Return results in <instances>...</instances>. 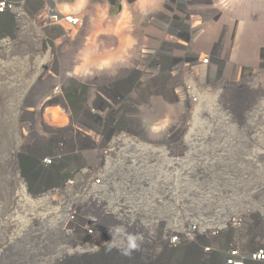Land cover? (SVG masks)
<instances>
[{"label": "built area", "instance_id": "1", "mask_svg": "<svg viewBox=\"0 0 264 264\" xmlns=\"http://www.w3.org/2000/svg\"><path fill=\"white\" fill-rule=\"evenodd\" d=\"M97 1L122 13L138 0ZM206 3L165 0L144 23L155 26L166 18L175 23L182 11ZM90 8V0H0V17L11 19L17 30L33 24L48 38L75 42L87 39L75 34L88 28ZM212 58L204 55L202 64ZM177 92L184 106L197 102L190 87ZM79 113L43 137L45 154L37 164L51 175L41 182L45 185L31 195L22 180L17 208L3 224L0 256L8 264H152L182 247L195 248L210 264H264L263 184L248 188L253 197L241 203L239 195L250 184L233 177L237 169L223 174L211 163L204 168L201 155L185 162L180 151L169 162L162 154L166 149L158 153L149 146L148 134L120 131V120L102 119L96 107ZM219 182L230 190L219 192ZM177 188H185L181 193L187 196L175 194ZM168 202L187 220L170 217L176 212L166 211Z\"/></svg>", "mask_w": 264, "mask_h": 264}, {"label": "rangeland", "instance_id": "2", "mask_svg": "<svg viewBox=\"0 0 264 264\" xmlns=\"http://www.w3.org/2000/svg\"><path fill=\"white\" fill-rule=\"evenodd\" d=\"M207 1L211 3L208 19L218 28L210 53L225 67L233 61L236 70L231 74H217L189 70L190 66L177 76L179 79L175 78L174 92H155V96H167L171 103L154 97L153 104H157L162 114L153 123L130 113L135 105L126 94L117 102L128 114L120 112L114 118H125L119 123L120 131L148 134L152 141L149 146L158 153L166 149L162 154H167L169 162L180 151L179 158H185V162H193L196 155H201L202 167L211 163L223 174L230 168L241 172V168L254 169L256 165L254 170L261 173L264 187V0ZM99 3L90 0L88 28L84 33L75 34H86L89 38L75 42L65 37L58 40L54 35L48 38L33 24L23 31L17 30L11 19L0 17V244L5 223L2 218L13 204L17 183L19 186L25 180L32 195L45 185L41 184L43 180L51 177L45 176L37 164L38 158L45 154L40 150L43 137L65 128L72 114L76 119L80 116L77 114L83 110L81 100L86 95V87L96 89L99 83L98 51L112 52L117 46L113 40L115 27L107 21L110 16V24L114 25L124 14L107 12L110 7L106 3H101L98 9L95 5ZM179 16L183 17L182 13ZM241 26L242 35L237 40ZM103 34L107 36L102 41ZM247 58L255 62L247 66ZM180 86L190 87L197 102L184 106L176 94ZM143 96L145 106L150 100L146 99L147 95ZM70 100L75 103L70 104ZM183 167H187L186 163ZM179 169L175 167V172ZM248 188L244 186L239 202L253 197L250 196L253 190ZM184 189L177 188L175 194L180 191V197H186V193H181ZM167 206L169 214L176 212V216L169 215L175 221L187 220L175 210V203L168 202ZM0 258V264H8L9 259L3 253ZM158 259L152 264H210L191 247L169 250L166 257L160 255Z\"/></svg>", "mask_w": 264, "mask_h": 264}, {"label": "crops", "instance_id": "3", "mask_svg": "<svg viewBox=\"0 0 264 264\" xmlns=\"http://www.w3.org/2000/svg\"><path fill=\"white\" fill-rule=\"evenodd\" d=\"M164 2L165 0H138L134 9L124 10L123 17L120 22L114 24L115 26L110 24L112 18L109 16L107 24L115 27L113 40L117 46L112 52L98 51L96 77L99 83L96 89L86 87V95L81 100L83 110L88 111L96 107L100 117L107 118L110 111L119 113L118 110L123 106L117 100H121L126 94L129 96L127 99L135 105V109L130 113L141 115L147 123H153V119L162 114L157 104H153L154 97H161L171 103L167 96H155V92H174L175 78H178L184 69L188 70L190 64L192 68L189 70L199 72L231 74L236 70L233 61L230 66L225 67L223 62L215 57L210 65L202 64V57L210 54L211 44L218 33L217 24L208 19L210 2L182 11L183 17L177 18L175 23L166 18L155 26L145 24L148 17L162 10ZM102 5L99 3L95 7L99 9ZM107 12L116 13L109 9ZM135 13L138 15H134ZM95 17L100 19L98 15ZM105 35H102V41ZM232 41L234 42V38ZM245 61L248 66L249 62L254 63L255 59L250 61L247 58ZM160 76L163 79H158ZM138 89L140 91H137ZM143 95H147L146 99L150 100L145 106L142 102ZM126 112L124 114H128ZM146 117L149 120H146Z\"/></svg>", "mask_w": 264, "mask_h": 264}, {"label": "flooded vegetation", "instance_id": "4", "mask_svg": "<svg viewBox=\"0 0 264 264\" xmlns=\"http://www.w3.org/2000/svg\"><path fill=\"white\" fill-rule=\"evenodd\" d=\"M69 102H70V104L75 103V101H71V100ZM70 106L73 107L74 105H70ZM123 107L120 108V110H118L119 113L122 112L124 114V112H126L125 107L124 108ZM86 112H88V111H86ZM119 113L118 112L110 111L109 114H108V118H110V119H116L117 117L114 118V116L118 115ZM119 120H121L120 121V123H121V122H123L125 120V118H122V119L119 118ZM253 166H254L253 168L255 169L256 165H253ZM249 169H250V167L245 168V169L244 168H241V170H242L241 172H239V171L236 170V171H233L232 172L233 173L232 175H233V177L234 176L235 177H247L246 180H248L249 184H259V183H262L263 177H262L261 173H256V171L254 169H250V170Z\"/></svg>", "mask_w": 264, "mask_h": 264}, {"label": "bare ground", "instance_id": "5", "mask_svg": "<svg viewBox=\"0 0 264 264\" xmlns=\"http://www.w3.org/2000/svg\"><path fill=\"white\" fill-rule=\"evenodd\" d=\"M244 25V24H243ZM242 28H243V26H241L240 27V32H237V40H239L240 38L239 37H241V33H242ZM245 30V29H244ZM247 30V29H246ZM244 36V35H243ZM247 41V40H246ZM246 41L244 42V43H246ZM247 42H249V41H247ZM253 42H254V40H253ZM258 42V41H257ZM259 43V42H258ZM247 44V43H246ZM254 44H252V46H253ZM254 47H255V45H254ZM253 47V48H254ZM253 48H252V50H253ZM245 50V49H244ZM252 52V51H251ZM251 52H249V53H251ZM245 54H248V53H245ZM248 57V56H247ZM254 57V56H253ZM251 58V57H250ZM40 166V165H39ZM21 186H22V184L21 185H19L18 186V183H17V187H16V191H13V200H12V202H13V204H12V206L9 208V211H7V213L5 214V215H3L4 217L2 218V220H3V222L5 221V219H6V217H8L10 214H12L13 213V211L17 208L15 205H14V201L16 200V198H17V196H18V194H19V192L21 191ZM10 261V260H9Z\"/></svg>", "mask_w": 264, "mask_h": 264}, {"label": "trees", "instance_id": "6", "mask_svg": "<svg viewBox=\"0 0 264 264\" xmlns=\"http://www.w3.org/2000/svg\"><path fill=\"white\" fill-rule=\"evenodd\" d=\"M232 166V165H231ZM235 166V165H234ZM235 169V168H234ZM20 176H22V175H20ZM260 184V183H259ZM259 186L260 185H258V184H254V185H252V184H250L249 185V188L250 187H258L259 188ZM217 188H218V190H219V192H221L222 194H224V193H226L227 191H229L230 190V188L225 184V183H222V182H219V186H217ZM236 192H237V190H236Z\"/></svg>", "mask_w": 264, "mask_h": 264}]
</instances>
